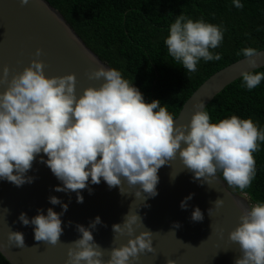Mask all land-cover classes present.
Wrapping results in <instances>:
<instances>
[{
  "label": "clouds",
  "instance_id": "9594fccd",
  "mask_svg": "<svg viewBox=\"0 0 264 264\" xmlns=\"http://www.w3.org/2000/svg\"><path fill=\"white\" fill-rule=\"evenodd\" d=\"M19 2L26 6L30 0ZM233 5L237 9L244 7L241 0H233ZM225 31L222 24L206 22L203 17L194 20L181 13L170 24L164 43L176 64L182 65L187 73H195L201 60L222 59V54L213 50L223 43ZM43 54V49L38 48L36 58L22 72L12 74L8 66L0 70V85H7L5 91H0V180L17 187L34 182L35 178L26 174L43 153L47 160L41 158V163L63 185L54 190L75 192L77 203L84 202L82 190L88 189L91 194L89 178L93 185L103 179L109 188L119 187L121 194L127 183L137 188L136 197L146 194L145 201L154 198L158 195L159 170L165 165L171 167L177 156L201 185L219 182L218 173L228 188L243 192L252 185L257 175L254 153L260 151L264 142V128L251 117L242 119L233 114L212 123L209 111L200 101L194 105L190 123L177 124L167 104L162 106L160 100L146 102L139 88L120 70L104 66L88 74L89 80L103 83L85 88L78 96L76 74L48 77L46 64L39 59ZM236 55L245 58L251 69L241 74L242 86L251 91L264 81V71H255L261 68L264 52L246 46ZM193 196L194 193L181 201L182 209L188 208ZM49 202L62 204L63 211L57 213L49 208L45 215L39 209L31 220L21 213L19 221L34 226L37 242L55 246L62 242L61 216L69 205L56 196H51ZM223 205V199L213 203L216 210ZM213 206L208 209L209 216ZM240 207L243 212L240 223L229 233V240L238 245L240 252L235 264H264V202ZM191 219L203 221L204 213L199 207L194 209ZM101 223L97 216L88 227L76 224L81 235L66 243V264H134L142 253L155 252L154 232L144 225L138 211L129 209L122 223L112 225V243L120 235L129 239L126 244L112 247L105 260L107 250L93 235ZM141 226L146 230L137 235ZM179 227V223L173 224V229ZM25 247L24 234L9 227L7 242H0V252ZM167 264L176 261L168 259Z\"/></svg>",
  "mask_w": 264,
  "mask_h": 264
},
{
  "label": "water",
  "instance_id": "95a60500",
  "mask_svg": "<svg viewBox=\"0 0 264 264\" xmlns=\"http://www.w3.org/2000/svg\"><path fill=\"white\" fill-rule=\"evenodd\" d=\"M38 48L43 49L44 54L39 59L45 62V74L48 77L76 74L78 96L85 88L99 87L103 83L102 80H89L90 72L100 66L112 68L85 43L64 15L48 0H30L26 6H21L19 0H0V70L8 66L12 74L22 72L36 58ZM261 51L264 52V49ZM260 63L263 67L264 57L260 58ZM245 70L251 69L245 58H240L213 73L185 101L175 116L176 123H190L194 105L202 101L207 107ZM6 88V84L0 85V91ZM41 158L47 160L41 153L26 174L34 177V182L17 187L0 180V242H7L10 227L24 234L27 245L23 249L12 248L1 252L11 264H66V243L75 241L81 235L76 230V224L88 227L97 216L102 223L97 225L93 235L95 241L107 250V260L112 247L126 244L129 239L127 235H120L117 242L112 243V225L122 223L129 209L138 211L144 225L154 232L155 252L142 253L134 264H167L168 259L175 260L176 264H235L236 258L240 256L238 245L229 240V233L240 223L243 214L240 205L250 207L253 203L246 193L228 188L219 173V182L201 185L199 181H194L193 173L184 169L177 156L171 162V167L165 165L159 170L158 195L154 198L145 201L146 194L136 197L137 188L127 183H124L121 194L119 187L109 188L103 179L98 185H93L89 178L91 194L88 189L82 190L84 202L77 203L75 192L54 190L57 186L62 187V182L45 163H41ZM193 193L188 208L182 209L181 201ZM51 196L69 205L68 211L61 216L64 228L60 237L62 242L55 246L37 242L34 226H25L19 221L21 213H26L31 220L39 209H43L45 215L49 208L57 213L62 212V204L53 205L49 202ZM217 199L224 200V205L218 210L213 206ZM212 206L214 210L209 216L208 209ZM196 207L204 213L201 222L191 219ZM69 221L72 222L71 226ZM174 223H179L180 227L173 229ZM144 230L145 227L141 226L137 228L136 234Z\"/></svg>",
  "mask_w": 264,
  "mask_h": 264
},
{
  "label": "trees",
  "instance_id": "16d2710c",
  "mask_svg": "<svg viewBox=\"0 0 264 264\" xmlns=\"http://www.w3.org/2000/svg\"><path fill=\"white\" fill-rule=\"evenodd\" d=\"M48 1L100 58L139 88L146 102L160 100L174 117L208 77L243 58L236 55L241 48L264 49V0H241L243 9H237L233 0ZM181 13L225 27L223 43L213 50L222 54L220 61L201 60L195 73H187L168 55L164 40L170 24ZM255 71H264V66ZM242 85L240 77L208 104L212 123L235 114L242 119L251 117L264 128V81L251 91ZM254 157L257 175L243 191L253 204L264 202V142ZM0 264H11L1 252Z\"/></svg>",
  "mask_w": 264,
  "mask_h": 264
}]
</instances>
